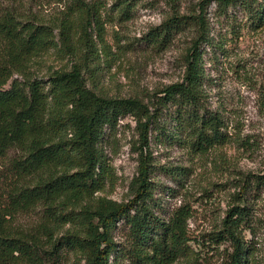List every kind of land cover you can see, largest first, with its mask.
<instances>
[{"label": "trees", "instance_id": "obj_1", "mask_svg": "<svg viewBox=\"0 0 264 264\" xmlns=\"http://www.w3.org/2000/svg\"><path fill=\"white\" fill-rule=\"evenodd\" d=\"M171 10L144 38L165 45L174 34L193 28L181 51L180 79L147 90L141 96H112L88 83L97 73L99 49L106 51L103 23L95 2L76 0L56 21L23 17L13 6L0 8V264H172L182 256H216L212 264H264L255 259L256 214L252 194L264 190V174H243L238 191L219 226L201 235L207 252L192 247L186 204L164 212L153 175L161 168L150 150V133L161 141L186 144L206 153L226 141L221 114L208 108L203 89V52L213 46L207 7L222 14L238 5L255 22L264 21V0H199L181 12ZM120 15L132 0H116ZM77 33V34H76ZM49 48L68 56V68L44 76L31 69V58ZM8 84V86H5ZM167 113L184 137L159 127ZM136 123L137 169L129 197L118 201L99 194L109 174L102 143L122 117ZM12 151V155H8ZM186 168L171 172L177 181ZM251 195V196H250ZM34 213L31 224L17 217ZM124 228V229H123ZM124 231V242L117 241ZM125 262V263H123Z\"/></svg>", "mask_w": 264, "mask_h": 264}, {"label": "rangeland", "instance_id": "obj_2", "mask_svg": "<svg viewBox=\"0 0 264 264\" xmlns=\"http://www.w3.org/2000/svg\"><path fill=\"white\" fill-rule=\"evenodd\" d=\"M86 1L99 6L106 44V51L100 49L101 42L93 31L99 63L95 76L86 75L90 85L112 96H141L145 89L180 79L181 51L194 29L188 27L174 34L165 45H153L144 38L145 32L170 12L165 0H132L131 11L125 17L120 15L116 0ZM197 2L175 0V6L181 12H190ZM75 3L76 0H0V8L9 5L23 17L56 21ZM207 11L214 44L204 47L203 89L208 108L224 119L226 141L201 154L183 143L161 141L156 129L151 130L149 137L151 153L160 168L168 167L171 172L187 169L179 175L180 181L175 174L162 169L155 172L153 180L158 183L157 196L164 212L182 204L190 206L189 236L193 239L192 247L201 251V235L219 226L234 192L238 191V179L248 173L264 174V21L247 18L238 5L229 6L227 13L222 14L211 1ZM30 65L35 74L44 76L52 68H68L70 59L49 48L34 55ZM158 126L184 137L165 112ZM137 139L136 123L130 116L119 119L115 129L106 130L102 148L109 174L99 194L118 201L129 197L128 185L137 169ZM12 154L10 151L8 155ZM251 197L257 219L255 259L264 263V190ZM35 217L34 213L20 214L17 223L28 225ZM123 233L117 232V241L124 242ZM203 257L182 256L172 264L216 261V256ZM75 259L68 255L63 264H72Z\"/></svg>", "mask_w": 264, "mask_h": 264}]
</instances>
